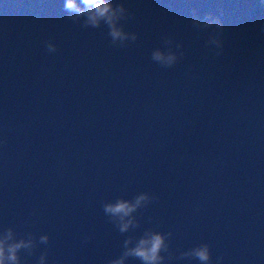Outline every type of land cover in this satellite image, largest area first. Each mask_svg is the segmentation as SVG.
I'll return each instance as SVG.
<instances>
[{
	"label": "water",
	"instance_id": "1",
	"mask_svg": "<svg viewBox=\"0 0 264 264\" xmlns=\"http://www.w3.org/2000/svg\"><path fill=\"white\" fill-rule=\"evenodd\" d=\"M63 2L0 0V230L51 236L27 264L49 248V264H107L128 234L102 205L148 191L159 200L137 236L171 231L176 256L209 243L214 261L264 264V0H117L139 33L126 48ZM194 12L222 17L223 55ZM169 36L186 55L162 68L151 55Z\"/></svg>",
	"mask_w": 264,
	"mask_h": 264
},
{
	"label": "clouds",
	"instance_id": "2",
	"mask_svg": "<svg viewBox=\"0 0 264 264\" xmlns=\"http://www.w3.org/2000/svg\"><path fill=\"white\" fill-rule=\"evenodd\" d=\"M63 10L66 19L83 28H107V35L113 46L126 48L130 43L139 40V33L126 29L123 21L130 18L129 9L117 0H64ZM192 25L201 33L207 34L206 47L217 57L224 53L225 24L220 15L208 13L203 19L193 13ZM165 47L156 48L151 59L162 68H173L186 55L183 43H176L172 37L164 38ZM49 53H56L58 45L49 40L46 42ZM254 55L264 59V50L257 48ZM159 200L152 192H140L131 199L123 196L105 202L102 207L110 223L114 224L119 233L128 234L123 241L120 254L107 261V264H128L130 259L140 264H167L173 259L196 260L199 264H222L223 256L213 260L212 247L209 243L198 244L176 256L172 251L171 231H158L147 228L139 236L136 230L141 227V209ZM35 215V213H33ZM92 237L85 238V243ZM51 236H37L34 232L20 233L15 227L9 226L0 230V264H27V258L36 255L40 245H50ZM50 248L40 253L34 264H49Z\"/></svg>",
	"mask_w": 264,
	"mask_h": 264
}]
</instances>
